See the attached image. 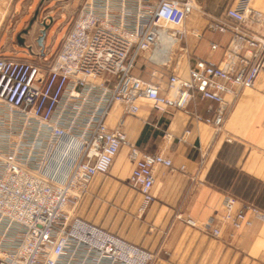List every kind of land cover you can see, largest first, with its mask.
Masks as SVG:
<instances>
[{
    "label": "built area",
    "instance_id": "built-area-1",
    "mask_svg": "<svg viewBox=\"0 0 264 264\" xmlns=\"http://www.w3.org/2000/svg\"><path fill=\"white\" fill-rule=\"evenodd\" d=\"M252 0H235L219 15L202 11L208 28L229 36L214 62L193 56L186 73L164 77L152 57L149 77L135 74L138 57L154 53L159 31L184 50L186 19L203 10L197 0H85L52 59L0 57V264H152L156 253L90 221L71 215L97 175H107L123 147L133 169L128 184L154 200L155 169L172 171L163 153L143 152L108 123L115 105L135 115L138 100L155 108L186 109L197 96L217 105L196 121L219 130L229 97L253 88L264 63V14ZM198 35V34H196ZM200 36V35H198ZM176 49H173V52ZM181 51V50H180ZM224 196L221 217L198 223L215 237L264 222V210Z\"/></svg>",
    "mask_w": 264,
    "mask_h": 264
},
{
    "label": "crops",
    "instance_id": "crops-1",
    "mask_svg": "<svg viewBox=\"0 0 264 264\" xmlns=\"http://www.w3.org/2000/svg\"><path fill=\"white\" fill-rule=\"evenodd\" d=\"M63 1L0 0V57L33 60L41 55L49 60L56 55L63 40L60 27L72 25L77 16L72 20L58 14ZM197 2L203 10L219 15L234 0ZM251 5L264 14V0H252ZM199 13L193 11L185 21L184 50L161 63L164 77L186 73L193 56L221 60L222 50L212 51L210 43L225 47L229 36L210 30L208 20ZM152 55L147 52L138 57L136 75L149 77ZM228 102L219 130L192 116L194 112L211 116L217 109L215 103L199 96L186 109L163 110L141 98L135 115L115 105L108 117L112 127L118 126L143 152L163 153L184 171L157 167L154 200L141 213L142 195L128 184L133 164L123 147L110 172L97 175L72 207L75 214L156 253L152 264H264V222L256 221L234 237L230 227L223 225L215 237L178 218L181 214L198 223L212 218L218 222L229 192L240 200L237 208L242 202L256 201L264 209V63L253 88L239 90ZM117 201L119 209L112 205Z\"/></svg>",
    "mask_w": 264,
    "mask_h": 264
},
{
    "label": "rangeland",
    "instance_id": "rangeland-1",
    "mask_svg": "<svg viewBox=\"0 0 264 264\" xmlns=\"http://www.w3.org/2000/svg\"><path fill=\"white\" fill-rule=\"evenodd\" d=\"M85 0H64L63 2H60L59 4H58V14L60 15V14H64V15H66L67 17H71V19L72 20H74L75 19V16L77 15V13H78V11H79V9H80V7H81V5L83 4V2H84ZM235 1V0H234ZM65 5H68L67 6V8L65 9V10H62V8L65 6ZM199 11V10H198ZM202 11H205V10H200L199 12V14H200V16H202L204 19H207V17L205 16V15H203V13H202ZM206 13H209L208 11H205ZM211 14V13H210ZM212 15H214V14H212ZM75 21V20H74ZM74 21H73V23H74ZM72 26H73V24L72 25H62L61 27H60V29L61 28H63V36L62 37H64L68 32H69V30L72 28ZM59 28V27H58ZM60 29H58V30H60ZM63 39V38H62ZM60 40H61V38L59 37L58 38V43L60 42ZM176 50L174 51V54L176 53V52H179L180 53V49H181V47H179L178 45H176L175 47H174ZM171 56H172V54H171ZM51 59H52V57H51ZM154 61L156 60V56H154L153 58H152ZM169 59V58H168ZM168 59H165V61H167ZM174 59H175V57H174ZM164 61V62H165ZM161 63H163V62H161ZM109 123V122H108ZM110 126H111V124H109ZM132 188V187H131ZM133 189V188H132ZM116 201V200H115ZM251 202H256V201H251ZM256 205H258L259 206V204H257V203H255ZM112 205H114V206H116L117 207V205H120V203L117 201V202H112ZM74 206V203H71L70 204V207H69V209H68V212L69 213H71V215H75V216H78V215H76L75 213H77V212H75V209H74V211H73V207ZM260 207V206H259ZM117 209H119V207H117ZM263 209V208H262ZM127 211H128V209H126ZM139 210H140V212L141 213H144V211H142V202H141V205H140V208H139ZM264 210V209H263ZM76 211H77V208H76ZM78 217H80V216H78Z\"/></svg>",
    "mask_w": 264,
    "mask_h": 264
},
{
    "label": "bare ground",
    "instance_id": "bare-ground-1",
    "mask_svg": "<svg viewBox=\"0 0 264 264\" xmlns=\"http://www.w3.org/2000/svg\"><path fill=\"white\" fill-rule=\"evenodd\" d=\"M157 47L152 55V58L156 56L155 62L161 63L164 62L165 59L170 58L174 46L172 44L170 36H168L164 30L159 31Z\"/></svg>",
    "mask_w": 264,
    "mask_h": 264
}]
</instances>
